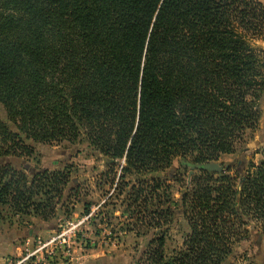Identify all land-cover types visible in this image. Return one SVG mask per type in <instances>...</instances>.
<instances>
[{
	"label": "trees",
	"instance_id": "trees-1",
	"mask_svg": "<svg viewBox=\"0 0 264 264\" xmlns=\"http://www.w3.org/2000/svg\"><path fill=\"white\" fill-rule=\"evenodd\" d=\"M259 41L256 0H0V105L17 129L0 118V157L84 142L110 167L124 162L122 176H156L153 194L168 189L176 162L219 161L257 128ZM27 172L0 163V207L48 219L68 174ZM202 174L155 212L162 232L188 221L182 247L167 256L161 236L145 264H223L252 231L264 238V161L237 177Z\"/></svg>",
	"mask_w": 264,
	"mask_h": 264
},
{
	"label": "rangeland",
	"instance_id": "rangeland-1",
	"mask_svg": "<svg viewBox=\"0 0 264 264\" xmlns=\"http://www.w3.org/2000/svg\"><path fill=\"white\" fill-rule=\"evenodd\" d=\"M256 1L264 4V0ZM255 45L264 50V42ZM260 111L257 128L246 133L235 153L219 160L228 166L221 174L237 177V172L245 173L251 165L264 161V98ZM0 118L11 130L17 131L2 105ZM30 144L31 155L21 159L0 157V163L11 164L29 174L41 170L67 172L68 185L56 196L54 202L61 203L53 216L47 214L48 219L33 213L13 215L8 207H0V264H17L46 244L49 247L26 264H145L143 255L148 244L161 236H164L167 256L182 247L190 234L188 221L176 217L174 223L171 219L167 230L162 232L160 227L164 222L155 212L172 211L185 185L193 175L204 176L203 170L191 174L189 167L176 162L169 170L171 176H163L169 178L163 181L169 188L153 194L149 187L155 185L156 176H147L142 181H136L129 174L122 176L124 162L112 168L84 142ZM143 186L145 191L138 194ZM253 234L252 231L240 239L223 264H264V238L260 240Z\"/></svg>",
	"mask_w": 264,
	"mask_h": 264
},
{
	"label": "water",
	"instance_id": "water-1",
	"mask_svg": "<svg viewBox=\"0 0 264 264\" xmlns=\"http://www.w3.org/2000/svg\"><path fill=\"white\" fill-rule=\"evenodd\" d=\"M180 163L183 166L189 167L191 169V172H190L191 174H193L195 170H203L209 173L221 174L228 168V166L223 165L219 161L206 163V164H192L184 160H180Z\"/></svg>",
	"mask_w": 264,
	"mask_h": 264
},
{
	"label": "built area",
	"instance_id": "built-area-1",
	"mask_svg": "<svg viewBox=\"0 0 264 264\" xmlns=\"http://www.w3.org/2000/svg\"><path fill=\"white\" fill-rule=\"evenodd\" d=\"M49 247V244L43 245L39 247L36 251L28 254L25 258H23L20 262L17 264H26L27 262H30L34 256L37 255V253L41 252L42 250L46 249Z\"/></svg>",
	"mask_w": 264,
	"mask_h": 264
}]
</instances>
